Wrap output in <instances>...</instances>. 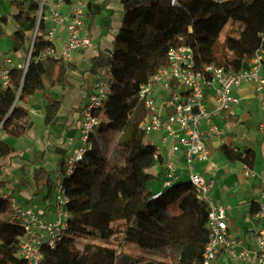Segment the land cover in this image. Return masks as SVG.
I'll list each match as a JSON object with an SVG mask.
<instances>
[{
  "label": "trees",
  "instance_id": "trees-1",
  "mask_svg": "<svg viewBox=\"0 0 264 264\" xmlns=\"http://www.w3.org/2000/svg\"><path fill=\"white\" fill-rule=\"evenodd\" d=\"M171 1L121 0L124 16L111 56L100 52L92 59L89 69L95 76L104 67L111 68L109 98L102 109L107 121H102L97 132L123 133L117 144L120 164L111 167L95 135L90 139L91 148L75 164L71 174L66 173L65 159L61 160L58 176L63 179L69 198L71 229L69 235L54 249L44 251V258L38 264H86V257L74 245L75 238L83 234L103 240L114 239L117 243L135 244L144 250H164L173 245L178 252L179 264H200L208 240L206 206L197 201L187 179L165 189L159 197H153L154 191L150 184L158 176L149 170L158 164L154 160V144L147 141V135L139 127L144 113L137 114L129 122H125L124 118L132 113L137 103L140 85L153 74L143 66L141 57L148 50L154 58H161L167 50L163 52L159 45L165 44L168 39L186 36L187 42L196 48L201 63L216 61L229 69H243L237 64V59L250 61L258 49L264 50V13L261 11L264 0H239L222 4L220 14L228 20L242 23L244 29L238 39L230 36L224 38L221 47L225 55L221 56V62L214 58L218 39L207 36L204 30L203 21L219 15L213 14L207 7L212 2L198 8L201 0H177L175 6H172ZM88 2L87 19H90L99 12L94 0ZM11 6L16 11L10 18L15 27L11 37V52L17 53L31 41L30 32L36 26L38 6L30 0H12ZM8 22L7 16L0 20V38L6 37L4 27ZM191 27L192 34L189 32ZM39 30L45 32L44 22ZM50 44L37 35L26 73L18 69L12 71L13 79L18 84L22 83L19 98L11 90L0 89V125L12 138L24 136L29 129V116L19 107V102L28 101L37 90L43 88L47 64H59L54 61H36ZM165 62L166 58L164 61L162 59L158 68ZM63 72L60 68L59 78ZM59 78L54 84L62 83ZM59 107L58 101H52L46 107V125L53 123ZM14 151L12 145L0 139V158L10 156ZM217 152L227 163L240 162L251 170L256 162V151L249 148L235 150L232 146L222 145ZM7 195L12 197L13 192ZM174 206L183 216H188L184 234L180 232L179 218L170 213V208ZM12 214L9 199L0 194V264H29L16 256L18 238L24 231L19 224L8 220ZM136 263L137 260H122L117 256L102 264Z\"/></svg>",
  "mask_w": 264,
  "mask_h": 264
},
{
  "label": "built area",
  "instance_id": "built-area-1",
  "mask_svg": "<svg viewBox=\"0 0 264 264\" xmlns=\"http://www.w3.org/2000/svg\"><path fill=\"white\" fill-rule=\"evenodd\" d=\"M38 6L35 32L27 61L18 62L13 53L0 52V89L11 90L19 98L22 83L12 77L15 69L26 73L36 36L50 42L36 61L69 63L74 55L93 47V41L85 33L87 26L88 0H30ZM239 0H210L222 5ZM172 6L177 0L171 1ZM49 26H46V22ZM44 22L45 32H40ZM64 29L66 41L57 47V33ZM192 34V27L189 29ZM111 56V54H108ZM110 66L104 67L93 76L90 93L81 115L82 145L65 160V170L71 174L87 150L90 139L96 134L103 121L102 109L108 98ZM245 86H253L256 97L264 105V50L258 49L250 59L248 68L229 69L216 62L201 63L196 48L187 42L184 35L177 36L168 46L166 62L160 66L146 82L140 85L136 100L144 113L140 129L152 135L155 146L154 160L163 170L162 189L154 193V198L182 180L178 167L166 159V153L180 155L185 165L186 179L191 184L197 201L208 210L206 230L208 240L200 264H216L226 259L231 263L264 264V172L256 174L245 168L246 178H255L260 183V197L255 219L258 231L255 235L256 247L252 248L244 238L230 232L228 221L232 207L215 198L217 186L216 171L213 169L209 140L226 143L224 130L216 120L222 115H235L241 103L240 92ZM264 133V122L259 125ZM2 125H0V132ZM199 166H203L199 169ZM53 197L44 209L22 204L5 193L13 214L8 220L19 224L24 234L18 238L17 257L29 264H38L44 258L46 249H54L69 235L71 214L68 210L69 198L60 176L54 181Z\"/></svg>",
  "mask_w": 264,
  "mask_h": 264
},
{
  "label": "crops",
  "instance_id": "crops-1",
  "mask_svg": "<svg viewBox=\"0 0 264 264\" xmlns=\"http://www.w3.org/2000/svg\"><path fill=\"white\" fill-rule=\"evenodd\" d=\"M12 0H0V20L8 17V24L4 27L6 37L0 38V52H11V37L15 27L10 18L15 14V8L11 6ZM98 6V14L87 19L85 33L93 41V47L83 50L74 55V59L69 63L47 64L46 74L43 76V88L36 91L35 95L26 102H19V107L28 114V132L19 138L8 136L3 130L0 132V139L13 146L14 153L10 156L0 158V183L3 184L0 194L13 192V198L22 204H31L39 201L40 208L54 194V181L58 176L59 165L62 159L73 154L76 148L82 145L81 137V115L85 107L87 96L90 93L93 75L89 72L92 59L100 52L107 55L114 47L115 38L118 35L124 16L121 0H94ZM232 24L239 27L237 35L230 36L238 39L244 29L240 22L230 20ZM49 26V22H46ZM7 38L10 42L8 51L2 50V40ZM66 41L64 29H59L55 44L60 47ZM25 49L13 53L18 62L24 59ZM214 60V58H213ZM237 64L242 68H248L250 61L237 59ZM70 65L71 67L67 68ZM64 72L59 78V69ZM62 83H55L57 79ZM241 103L235 109V115H222L216 120L218 125L224 130L226 143L221 144L215 139H211L208 145L211 148L210 162L216 171L217 186L215 198L232 207L228 225L230 232L238 237L244 238L248 243L258 231V222L255 219L253 210H258L257 201L260 197V183L258 179L246 178L244 176L245 165L238 162L236 164L227 163L217 152L222 145L232 146L235 150L249 148L255 150V142L241 139L239 132L245 136L243 126L251 117L254 107L259 104L253 86H245L241 92ZM60 102L59 111L52 124L46 125V107L52 102ZM261 111L264 105L260 103ZM252 108V109H250ZM248 117V118H249ZM264 122V113L258 126ZM260 134H264L258 128ZM166 159L172 161L186 179L185 165L180 155L166 153ZM255 165L253 172H255ZM203 166H199L201 169ZM149 172L157 179L162 178L163 170L156 166ZM257 174V173H256ZM157 181V180H156ZM161 185L160 187H158ZM162 189V184L156 183L154 193ZM242 232V235L239 232ZM135 244H133L134 246ZM127 260V253L121 252L118 258ZM216 264H237L226 259L218 261ZM242 264V263H239ZM252 264V263H251Z\"/></svg>",
  "mask_w": 264,
  "mask_h": 264
},
{
  "label": "rangeland",
  "instance_id": "rangeland-1",
  "mask_svg": "<svg viewBox=\"0 0 264 264\" xmlns=\"http://www.w3.org/2000/svg\"><path fill=\"white\" fill-rule=\"evenodd\" d=\"M28 1V0H25ZM53 0H49V2H52ZM209 2V3H208ZM210 4V0H201L200 5L198 8L204 4ZM207 7L210 8V11L213 14H219L218 17H215L214 19H210L209 17L205 19L204 22V30L206 32V35L211 38H217L218 44L215 45V51H214V58L217 59L219 62L222 61L221 56L225 55V51L221 47V43L227 36H234L237 35L239 27L234 23L232 24V21L226 19L223 17V15L220 14L222 5H216L211 3ZM261 11L264 13V4L261 6ZM154 14V12H152ZM35 29L30 32L31 41L34 36ZM31 41L26 47L25 53H24V59L23 61H27L30 48H31ZM173 41V39H168L167 42L163 45H159V49H162V51H166L169 44ZM10 47V42L7 38L2 40V50L8 51ZM167 54V52H166ZM166 54L163 55L161 58H154L153 55L146 50L141 57V63L143 66L150 72L154 73L157 68L159 62L163 59V61L166 58ZM216 62V61H215ZM261 105L260 103L257 104L253 111L251 117H247L248 121H246V124H244L243 131H245V136H243L242 132H239V136L241 139L249 140L250 142H255V150H256V166H255V172L257 174H262L264 172V134H260L258 132V124L262 120V113H264V110L261 111ZM252 109V108H250ZM142 111V106L138 103L134 104L133 110L131 114H128L124 120L125 122L131 121L137 114H140ZM104 121H107L105 117H103ZM123 136L122 132H108L105 134H99L96 131L95 137L97 138L99 142V146L104 153L105 157L109 161L111 167L117 166V164H120V161L118 160L117 156V144L120 140V138ZM147 141L149 142H156L158 141L154 140V137L152 135L147 136ZM162 184V178L157 179V181H153L150 184V187L154 189L156 187V183ZM159 185L158 187H160ZM29 205H32L33 207L39 206V201H35L33 203H29ZM170 213L173 217L179 218V223L181 224L180 232L182 234L185 233L186 229L184 228L185 224L188 223V216L182 215V213L178 210L176 206L170 208ZM3 219L5 217H2ZM240 235H242V232H239ZM248 244L255 248V240L254 238L252 240H249ZM74 245L76 248L81 252L84 257H86L87 261L86 264H102L106 260L111 259L112 257L115 258L118 255H120L121 252L127 253V256L132 260H137L136 264H179V257L178 252L175 249L173 245H170L167 249L159 250V249H151V250H144L141 247L134 245L131 247L129 251L124 250L123 246L124 243H117L114 241V239L111 240H103L97 236H89L86 234L79 235L75 238Z\"/></svg>",
  "mask_w": 264,
  "mask_h": 264
},
{
  "label": "bare ground",
  "instance_id": "bare-ground-1",
  "mask_svg": "<svg viewBox=\"0 0 264 264\" xmlns=\"http://www.w3.org/2000/svg\"><path fill=\"white\" fill-rule=\"evenodd\" d=\"M132 246H133V244H131V243H124L123 248H124V250L129 251Z\"/></svg>",
  "mask_w": 264,
  "mask_h": 264
}]
</instances>
